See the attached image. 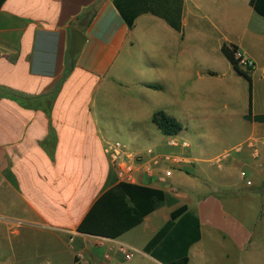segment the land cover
I'll use <instances>...</instances> for the list:
<instances>
[{
	"label": "crops",
	"instance_id": "1",
	"mask_svg": "<svg viewBox=\"0 0 264 264\" xmlns=\"http://www.w3.org/2000/svg\"><path fill=\"white\" fill-rule=\"evenodd\" d=\"M182 26L178 32L163 18L144 14L129 28L114 0L4 3L0 87L40 97L54 92L64 79L51 119L43 109L0 98V217L10 220L0 228L6 236H34L35 264H43L44 259L49 264H161L144 248L171 219L173 210L184 204L199 216L202 233L189 250L188 264H244L255 226L245 222L247 208H239L237 201L231 206L225 203V197L236 200L240 194L216 190L212 193L216 197H210L202 178L192 176L214 177L210 179H217L213 183L218 188L238 189L248 197L245 205L261 207L264 220L263 195V201L257 202L264 191V123L245 119L250 109L249 83L222 50L234 44L252 62V110L254 115H264V99L255 98V82L264 84V17L250 0H184ZM73 30L81 31L87 41L72 67L68 51ZM157 111L177 119L182 131L171 136L188 141L189 149H170L165 145L170 136L159 130L162 138L153 133L151 119ZM111 112L134 122L130 132L137 142L134 147L141 150L135 152L155 148L194 162L175 170L166 183L159 181L157 169L152 176L138 174V184L163 189L180 202L158 209L117 239L77 231L108 189L112 165L105 146L112 140L105 121ZM218 122H229L232 132H239L244 140L238 146L254 139L260 157L254 159L249 148L233 154L236 147L210 157L217 138L205 132H216ZM146 142L153 145L142 149ZM223 155L227 158L221 176H210L209 161ZM242 168L251 186L224 181L231 173L243 180ZM47 243H54L50 253L45 250ZM120 244L139 252L140 259L126 260L118 251Z\"/></svg>",
	"mask_w": 264,
	"mask_h": 264
},
{
	"label": "trees",
	"instance_id": "2",
	"mask_svg": "<svg viewBox=\"0 0 264 264\" xmlns=\"http://www.w3.org/2000/svg\"><path fill=\"white\" fill-rule=\"evenodd\" d=\"M7 0H0V10ZM117 9L129 28L135 26L137 18L152 14L166 20L171 27L182 32L184 0H114ZM251 6L264 17V0H250ZM223 53L237 72L249 83L250 109L245 119L264 123V115H254L252 110V76L253 66H244L238 57L236 45H224ZM69 68L65 77L69 74ZM64 81V79H63ZM61 82V84L63 83ZM61 84L49 95L33 97L0 87V98L11 99L29 109H43L51 119L53 102ZM158 89V86H152ZM152 123L165 136L178 135L182 125L164 111H157ZM10 175V172H7ZM179 199L169 192L141 185L120 181L114 168L109 173L108 189L95 201L77 228L81 234L117 239L126 232L141 225L145 218L158 209L179 204ZM201 221L188 205L177 207L166 222L144 248V252L161 264H188L189 250L201 240Z\"/></svg>",
	"mask_w": 264,
	"mask_h": 264
},
{
	"label": "rangeland",
	"instance_id": "3",
	"mask_svg": "<svg viewBox=\"0 0 264 264\" xmlns=\"http://www.w3.org/2000/svg\"><path fill=\"white\" fill-rule=\"evenodd\" d=\"M246 82V81H243ZM245 87L247 88V83H244ZM245 92H247V89H245ZM255 98L258 99H264V84L260 81H256L255 82ZM245 102V99H244ZM237 108L239 110H241L242 108V102H240V104L237 106ZM112 115L110 118L106 119L105 124L108 127L107 128V132H111L110 134V138L112 141H120L124 144H126L129 148H131L133 151H141L138 150L137 148L134 147V144H136L137 142L135 141V139L132 136V132H130L131 128L134 127V122L126 117H121L118 114H115L114 112H111ZM219 128L216 130V132H205V133H209L212 138H217V142L215 145V149L214 152L211 153H215V154H210L212 156L210 157H214L215 155H217V153H221L225 150L231 149L232 147H238V144L241 143L244 138H242V136L238 135L237 133L239 132H232L233 129L230 127V123L229 122H218ZM150 129L153 131L154 134H156L159 138H162L163 135L158 131L157 127L153 124L151 125ZM243 132V130H242ZM242 134V133H241ZM158 143V142H156ZM243 144V143H242ZM150 145H153L152 142H146L143 143L142 149H147V147H149ZM232 148V149H233ZM141 149V148H140ZM231 152L234 154L236 153V148H234L233 150H231ZM210 166V171L209 174L211 175H220V173H222L224 171V167L221 169V167L219 168L218 166H216L214 164V160H210L208 163ZM242 170H246L243 169ZM241 170V171H242ZM187 173V172H186ZM179 174V173H178ZM205 175V173H204ZM231 176L228 177L227 179H225L224 181L226 182H234L237 181L241 182V184L246 185V181L244 180H240V178L237 180L235 173H231ZM200 177V179L202 178V183L203 185L206 186V190L205 192H209L207 195H211L210 197H216L214 196V194L217 191H219L218 193L224 194V195H238L240 194L236 200L231 198V197H225L226 201L225 203L228 206H231L230 203L237 201L240 205L239 208H247V212L249 214V216H247V213L245 216V222L248 223L251 226H255V237L253 238V245L250 248L249 252L246 253L243 257L244 259V264H264V220H261L260 217V211L261 207L258 204L259 208H250L251 206H247L249 204L246 203V205L244 204V200H248L245 198H248L246 194H241L240 191H237L238 189H220L218 188V186H216L213 183V180L217 179H213L211 180L210 178H214V177H201L199 176V174L197 175H193L192 178H197ZM217 178V177H215ZM199 181V182H201ZM215 182V181H214ZM263 190H264V183L262 185ZM171 190V189H170ZM217 190V191H216ZM241 190V189H240ZM171 192L175 193V194H179L180 191L178 190H171ZM216 195V194H215ZM219 195V194H218ZM262 195L264 198V191L262 192V194L259 195V199H257V202H260L262 200ZM206 196V195H205ZM241 196V197H240ZM224 201V200H223ZM263 201V200H262ZM256 205V204H255ZM251 209V210H250ZM259 211V212H258ZM238 214H241L243 216V212L240 210H237ZM8 222H10L9 219H4L0 217V224H7ZM0 227H2L0 225ZM4 230H1L0 228V256L5 255L4 260H0L1 264H35V260L34 257L37 255V248H36V243L34 241V236L31 237V235H24L22 238H17V237H13L10 235H7L3 232ZM46 243V242H45ZM143 242H139L138 244L141 245ZM54 244V243H53ZM53 244L51 245L50 243L45 244V250L48 251V253H50L51 251V247L53 248ZM44 244H42L40 246V248H42ZM224 245V244H223ZM57 246H61V244H58ZM112 246V244L110 245ZM47 247L49 248V250H47ZM121 254L119 253V256ZM134 262L135 260H139L141 255L139 252H134ZM122 256V255H121ZM123 257V256H122ZM2 259V258H0ZM124 259V258H123ZM22 261V262H21ZM128 262L127 264H131V262L129 261H125ZM40 264V263H38ZM43 264H49L48 260L44 259L43 260Z\"/></svg>",
	"mask_w": 264,
	"mask_h": 264
},
{
	"label": "built area",
	"instance_id": "4",
	"mask_svg": "<svg viewBox=\"0 0 264 264\" xmlns=\"http://www.w3.org/2000/svg\"><path fill=\"white\" fill-rule=\"evenodd\" d=\"M237 56L242 57L240 53H238ZM241 63L244 66H253L251 61L245 60L244 58ZM165 145L170 149L178 150H187L190 148L188 141L174 136H170L166 140ZM246 148H249L252 151L254 159L260 157V148L254 139H250L244 144L236 147V152L240 153ZM105 152L119 180L131 183L140 182L137 178L138 174L152 176L155 169L159 170V181L166 183L168 179L174 176L175 170H184V167L187 165L191 166L194 163L191 159H186L181 154L163 153L157 151L155 148H148L143 152H135L120 141L107 142ZM226 158L227 155H223L214 160V164L220 168L223 160ZM241 177L246 181V185H252V180L248 179L246 171L241 172ZM118 251L126 260H131L134 257L135 250L124 244L118 246Z\"/></svg>",
	"mask_w": 264,
	"mask_h": 264
},
{
	"label": "water",
	"instance_id": "5",
	"mask_svg": "<svg viewBox=\"0 0 264 264\" xmlns=\"http://www.w3.org/2000/svg\"><path fill=\"white\" fill-rule=\"evenodd\" d=\"M87 39L85 35L79 30H73L71 35L70 47L68 51L69 58L71 60V66L73 67L75 57L81 53Z\"/></svg>",
	"mask_w": 264,
	"mask_h": 264
}]
</instances>
